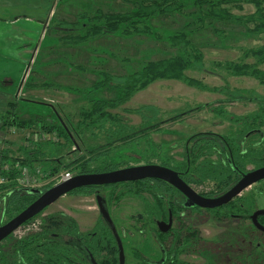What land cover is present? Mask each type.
<instances>
[{"label": "rangeland", "instance_id": "1", "mask_svg": "<svg viewBox=\"0 0 264 264\" xmlns=\"http://www.w3.org/2000/svg\"><path fill=\"white\" fill-rule=\"evenodd\" d=\"M181 2L192 6L193 1ZM237 4L233 3L235 8L231 9L236 18L234 22L194 25V9L186 6L181 12L148 14L151 32L147 29L133 32L127 27V32L132 33H121L113 28L101 33L83 24L89 22L90 17L103 23L98 19L103 15L127 18L134 12V4L127 0H0V18L8 20L20 16L16 26L0 21L1 86L6 85L10 77L12 82L7 83V89L12 93L19 90L16 96L22 99L20 108L26 113L25 119L37 116L54 121L62 118L76 141L75 144L62 137L56 143L57 135H49L42 129L14 127V132L13 128L6 132L9 141L6 147L20 153V147L32 148L35 143H42L46 152L43 157L48 158L33 168L40 170V184L45 186L54 182V177L64 172L65 166L75 173L81 171L83 162L92 169L108 170L149 163H168L174 167L184 161L188 140L199 132L210 130L232 133L236 137L240 127L213 110L244 116L253 112L257 104L239 98L264 95V81L255 76L238 75L233 72L238 71L236 68L231 71L225 68L229 61L238 62L244 57L246 50L256 49L260 59L255 61L253 52L249 51L246 62L259 64L257 69L264 70V3L259 7L246 0ZM144 11L149 13L151 9L144 7ZM182 34L204 55L202 69L188 70L186 74L202 81L205 88L173 78L154 79L128 101L106 108L105 117L98 120L93 102H118L130 90L117 86L112 79L130 77L133 80L132 75L142 74L150 62H161L176 55L178 50L172 44V37L179 38ZM18 62L20 65L13 69L12 65ZM230 90L236 91L238 101L219 102ZM36 135L40 140L34 139ZM41 136L52 139L42 140ZM213 160H218V156L213 155ZM58 162L60 172L52 174L51 168L59 165ZM252 168V164L247 166V169ZM214 185L211 181L204 189ZM257 186L247 188L240 196L249 194ZM114 192L110 207L116 224L129 234L134 232L123 241L127 264H137L139 251L159 258L160 249L148 232L150 228L145 230L147 233L138 232L146 229L147 218L138 221L134 217L146 213L144 197L127 195L128 190L123 191V188ZM145 195V198L150 197ZM258 207H264V198ZM59 211L72 215L83 231L93 229L99 217L92 194L87 197L80 191L68 193L9 237L41 231L43 218ZM182 220L183 237L191 229L200 239L194 240V247V242L186 245L194 251L184 250V254L168 264H254L249 255L254 247L250 244L249 229L253 225L249 221L223 218L207 210L188 211ZM149 225L155 227L153 223ZM174 226L178 228L181 223L175 221ZM257 251L259 257L264 258L261 250Z\"/></svg>", "mask_w": 264, "mask_h": 264}, {"label": "trees", "instance_id": "2", "mask_svg": "<svg viewBox=\"0 0 264 264\" xmlns=\"http://www.w3.org/2000/svg\"><path fill=\"white\" fill-rule=\"evenodd\" d=\"M127 1L132 2L135 7L134 12L129 17L120 18L117 14H113L114 16L103 15V17L98 18L102 19L103 23H97L95 21L96 17H90V21L85 22L83 27L86 26L88 29H95L96 32L101 33L112 28L121 33H132L131 31L127 32L129 31L127 27L132 28L133 32L138 29H147L151 32V27L147 23L148 17L146 16L148 14L181 12L187 6L181 0ZM192 1V6L187 7L194 9L192 12L194 25H205L206 22L212 21L234 22L236 18L231 9L235 7L232 4L238 5V2H242V0ZM246 2H253L259 7L260 4L264 3V0H246ZM144 7L151 9V11L145 13ZM189 15L191 16V14ZM172 44L177 47L178 53L176 55L161 60V62H150L144 68L142 74L136 73L132 75L131 78L133 80H130V77L112 79L117 86L119 85L122 88L126 86L130 90L118 102L103 100L93 102V109L98 114V120L105 117L106 108L116 107L128 101L137 90L145 88L154 79L173 78L190 85H199L200 88H205L202 81L190 78L186 74L188 70H200L204 66V55L200 52L197 45L187 39L185 34H182L179 38H174L173 36ZM249 51L253 52L255 61L260 59L258 50L249 49L246 50L245 56L241 57L238 62L229 61L225 68L230 71L236 68L238 71L233 72L238 75L255 76L257 79L264 81V70L257 69L259 64L255 65L246 62V58L249 57ZM262 61H264V56ZM243 90V92L249 93L248 90ZM227 95L225 99H221L219 102L238 101L237 96H235L237 95L236 91L230 90ZM239 99L256 102V109L244 116H237L228 111L213 110L218 116L240 127L236 137L232 133L221 135L206 131L197 133L188 140L187 147H185L184 161L173 167L183 170V177L188 183L197 187H205L208 186L209 182L213 181L215 185L210 189L211 192L214 193L215 190L224 192L234 185L245 172H248L247 166L249 164H252L254 169L264 165V95H247ZM18 105L16 99H12L8 109L0 114L3 122L2 128L5 132L9 128L14 127L23 129L37 128L50 134L56 133L58 137V139L54 140L56 143H59L63 137L70 142L72 140L76 144L72 132L62 118L47 121L43 119L44 117L41 119L35 116L23 120L21 119ZM249 133L250 135L247 136ZM4 142L7 144L9 141L6 139ZM242 142H245V145L242 146ZM12 150L5 147L0 152V177H5L6 179L5 182L0 183V226L19 214L39 196V194L30 192L27 188L17 185L15 182V176L19 172L17 166L33 168L48 158L43 157L46 152L42 149V143H35L32 148L20 147V153ZM213 155H217L218 160H213ZM58 163L59 165L51 168L52 174L60 172V162ZM162 165L172 167L168 163H163ZM6 166H10L11 169L7 171L5 169ZM81 168L79 172L81 174L108 171L107 168L92 169L87 162L81 163ZM68 169L69 167L65 166V171ZM151 181H154L155 184H151ZM54 184L55 182H52L42 186L40 190L45 191ZM162 184L161 180L144 179L124 183L122 188L123 191L128 190V192H125L127 195H141L142 198H145V194L150 196L149 198H143V200L146 206L147 218L153 221L154 219L162 218L163 214L168 211L167 207L164 206ZM257 185L259 186L252 189L249 194L242 195L231 202L228 205L229 211L234 214H241L244 211L251 213L257 208L260 200L264 198V180ZM80 191L89 193L84 189ZM169 208L172 212L175 211L174 205H170ZM38 215L41 214L39 213ZM230 216V214L226 215L227 218ZM43 222L42 229L39 232H30L20 237L11 236L3 240L0 243V264H84V252H82L80 247L86 248L98 264L117 263V245L110 227L102 217L97 221L93 229L88 231H82L75 218L60 211L47 214L43 218ZM260 223L264 226V216L260 217ZM174 230L171 244L172 252L179 254V251H194L190 250V248L195 246L194 240L199 238L194 235L195 231L188 229L186 236L183 237L184 229L182 230L181 226ZM249 235L250 244L254 246L249 253L250 261H253L254 264H264V258H260L257 251L258 249L261 250L260 252L264 255V232L252 226L249 229ZM189 242H194V245L190 248L186 247ZM183 247H186V249L182 250ZM179 264L187 263L181 262Z\"/></svg>", "mask_w": 264, "mask_h": 264}, {"label": "water", "instance_id": "3", "mask_svg": "<svg viewBox=\"0 0 264 264\" xmlns=\"http://www.w3.org/2000/svg\"><path fill=\"white\" fill-rule=\"evenodd\" d=\"M250 133L247 134V136H249ZM149 178L163 180L172 184L182 193H184L185 196L197 206L204 208H214L227 204L235 197L241 195L245 189L254 183L264 180V166L244 173L243 177L226 193L219 197L213 198L199 194L179 176L177 171L160 164H143L100 173L77 174L68 180L54 184L45 191H42L38 188L28 189L30 192L39 194V196L19 214L0 226V243L12 235L28 220L41 213L60 197L68 194L71 191L90 185H105L126 181H138ZM98 204L102 218L108 224L118 242L120 250V264H125L124 245L119 235L117 226L107 207L106 200L103 196L98 197ZM260 215H264V209L255 211L250 216V218L252 219L254 225L259 230L264 232V226L258 221V217ZM157 225L161 231H167L172 225V219H170L168 223L165 221H158ZM80 249L82 252H84V254L87 255L88 258H90L93 264H98L93 255L88 250H86V248L80 247Z\"/></svg>", "mask_w": 264, "mask_h": 264}, {"label": "flooded vegetation", "instance_id": "4", "mask_svg": "<svg viewBox=\"0 0 264 264\" xmlns=\"http://www.w3.org/2000/svg\"><path fill=\"white\" fill-rule=\"evenodd\" d=\"M203 132H206V131H203ZM210 132L215 133V134H220V133L213 132V131H210ZM221 135H223V134H221ZM241 145L242 146L245 145V142H242ZM185 147H187V145ZM149 164H155V163H149ZM160 165H162V164H160ZM132 166H135V165H132ZM127 167H130V166H127ZM167 167H169V166H167ZM122 168H125V167H122ZM170 168H172L175 171H177L179 176L187 184H189L195 191H197L199 194H201L203 196L210 197V198L219 197V196L223 195L224 193H226L231 187H233L243 177V175H242L240 177V179L234 185H232L229 189H227L226 191L219 192V190H215V192L212 193L210 189H204L203 186L196 187L195 185H192V184L188 183L183 177V170L175 169L173 167H170ZM116 169H120V168H116ZM116 169H111V170H108V171H112V170H116ZM253 169L254 168L247 169V170L249 172V171H251ZM103 172H106V171H103ZM90 173H100V172H95L94 171V172H90ZM245 173H247V172H245ZM77 174H81V173L73 172V176H75ZM149 179L155 180V181L159 180V179H153V178H149ZM161 181L163 183L162 184V186H163L162 187L163 188L162 189V194H163L162 197L164 198V206H166L167 210H168L167 213L166 214L164 213L162 218L154 219L153 221L152 220L150 221L147 218V213H145V214L144 213H139L136 216H134L136 220H140V221H142L145 218H147L146 229L145 228L144 229H140L138 232L139 233H144V232L147 233L145 230L150 228L149 229L150 231L148 230V232L150 233L151 237H153L154 240L156 241V243L158 244L159 249H160V256H159V258L154 259L152 257L145 256L144 253H141L138 250L139 252H137V254H136V256L138 257V258H136L137 259V262H136L137 264H168V263H172L173 259H175L176 256H179L180 254H184V252L182 253L181 251H179V254L172 252L171 244L173 242V236H174V232H175V230H174L175 229L174 222L175 221L180 222L182 230H183L184 229V225H183L184 222H183L182 219H184V216L186 215V213L188 211H194V212L200 213L201 211L207 210L208 212L209 211L215 212V213L219 214V216H222V217H225V218H227L226 217L227 214H230L231 216L229 218H234L237 221H249L251 223V225H253L255 228H257L254 225V223H253L252 219L250 218V216L255 211H257L259 209H264V207H257L251 213H248L247 211H244L241 214H237V213L234 214V213H231L229 211L228 205L231 202H233L234 200H236L238 197H240V195L235 197L234 199H232L227 204H224V205H221V206H218V207H214V208H204V207H200V206H197V205L193 204L192 201L189 200L188 197H186L184 193H182L179 189H177L172 184H170V183H168L166 181H163V180H161ZM131 182H136V181H126V182L105 184V185H90V186H85V187L78 188V189H76L74 191H71L69 193L77 194L81 189H84L85 191H88L89 193L80 191L83 196H87L88 197V196H91V194L94 196V199L96 200V203H97V206H98V211H99V213H98L99 217L96 218L97 219L96 223H97L98 219H100L102 217L101 213H100V207H99V204H98V197L103 196L105 198V200H106V204H107V207H108V209L110 211V214H111V216H112V218H113V220H114V222L116 224V221H115V219H114V217L112 215V211H111V207H110L111 206L110 205L111 198H112V196L115 193L114 191H116L118 188H122L123 187L122 184L131 183ZM151 182H152L151 184H155L154 181H151ZM260 182H262V180L254 183L251 186L257 185ZM106 192H107V194H106ZM170 205H174L175 206V211L174 212H172V210L169 208ZM68 215H70V214H68ZM70 216L73 217L72 215H70ZM261 216H264V215H260L258 217L259 223H260V217ZM170 219H172V225H171L170 229H168L167 231H161L158 228L157 222L158 221H165L166 223H168L170 221ZM152 223L155 225V227L149 225V224H152ZM95 224L93 226H95ZM116 226H117V224H116ZM117 229H118L119 235H120V237L122 239V242L124 241L125 237L132 236V234L134 233V232H131L129 234L127 231H124L122 228L119 229L118 226H117ZM81 230L83 231V229H81ZM110 231H111V233H112V235L114 237V240L116 242V245H117L118 261H117L116 264H120V250H119L118 242H117V240H116V238H115V236H114V234H113L111 229H110ZM123 245H124V243H123ZM124 253H125V264H127V252H126L125 248H124ZM83 257H84V260H85L84 264H93L92 261L90 260V258H88L86 254H83ZM80 264H83V263H80Z\"/></svg>", "mask_w": 264, "mask_h": 264}, {"label": "built area", "instance_id": "5", "mask_svg": "<svg viewBox=\"0 0 264 264\" xmlns=\"http://www.w3.org/2000/svg\"><path fill=\"white\" fill-rule=\"evenodd\" d=\"M15 128L12 129V131L14 132ZM49 135H51L50 133H47ZM52 135H57L56 133H52ZM27 137H30V134L27 135ZM42 140L46 139V140H51L52 138L50 137L49 139L45 138L46 136H41ZM35 140H40L39 136H35L34 138ZM54 140V139H53ZM56 140V139H55ZM19 172L18 174L15 176V182L17 183L18 186L22 187V188H39L42 187V185L44 184H40L41 183V179L42 176L40 175V170L39 169H34L31 168L29 166H17ZM5 169L7 171H9L11 169L10 166H6ZM73 177V172H71L70 170H66L64 172H62L61 174H58L54 177L55 179V184L62 182L64 180H68L70 178ZM6 179L5 177H0V183L5 182Z\"/></svg>", "mask_w": 264, "mask_h": 264}, {"label": "crops", "instance_id": "6", "mask_svg": "<svg viewBox=\"0 0 264 264\" xmlns=\"http://www.w3.org/2000/svg\"><path fill=\"white\" fill-rule=\"evenodd\" d=\"M56 5V4H55ZM55 5L53 6V8L55 7ZM51 11H52V9H51ZM19 17L20 16H16V17H14V18H11V19H8V20H6V19H2V18H0V21H5L7 24H11V25H14V26H16L17 24H18V22H20L19 21ZM25 19H26V21H28V22H30V23H32L31 21L32 20H28V18L27 17H25ZM3 57V56H2ZM2 57H0V59H2ZM12 61H17V60H15V59H11ZM20 65V63L18 62V64H13L12 65V67H13V69L16 67V66H19ZM10 72H12V71H10ZM12 82V79L10 78V77H7V79H6V85H2L1 86V84H0V88H2V89H0V114L2 113V112H5L7 109H8V107H9V103H10V101L12 100V99H16V101L18 102V107H19V109H20V116H21V119H23V120H26L25 118H24V115L26 114V113H24L23 112V110L20 108V102H21V98L20 97H18L17 98V93L19 92V90H18V92L17 93H12V92H10L8 89H7V83L8 82ZM22 85V84H21ZM21 89V88H20ZM31 103H38L37 101H32ZM38 104H40V103H38ZM35 117V116H34ZM27 119H29V118H27ZM2 124H3V122H2V120H1V117H0V152L6 147V143L4 142V140H6V132L3 130V128H2ZM42 163V162H41Z\"/></svg>", "mask_w": 264, "mask_h": 264}]
</instances>
